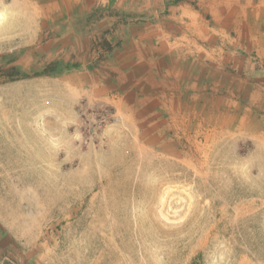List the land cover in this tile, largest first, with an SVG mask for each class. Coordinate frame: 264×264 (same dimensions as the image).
<instances>
[{
	"label": "rangeland",
	"instance_id": "374dc122",
	"mask_svg": "<svg viewBox=\"0 0 264 264\" xmlns=\"http://www.w3.org/2000/svg\"><path fill=\"white\" fill-rule=\"evenodd\" d=\"M78 1L83 11L74 0H0V240L17 244L10 255L264 264V0L236 1L234 23L200 41L213 55L195 71L181 65L180 90L169 91L195 101L180 116L149 105L146 36L168 4ZM190 71L208 77L194 90Z\"/></svg>",
	"mask_w": 264,
	"mask_h": 264
},
{
	"label": "crops",
	"instance_id": "0c3cea01",
	"mask_svg": "<svg viewBox=\"0 0 264 264\" xmlns=\"http://www.w3.org/2000/svg\"><path fill=\"white\" fill-rule=\"evenodd\" d=\"M236 1H238V7H249L250 0H247V4H245V0H146V7L148 9H155V7L162 8L164 4H168L166 8L171 12L168 15H162L159 19V23L153 21L151 24L152 30L148 31L146 36L148 40V70L152 73L151 79L154 82L152 86V88H154L152 94L154 102H150L149 105L154 106V111L161 108L164 116H168V114L169 116H180L184 112L182 108L184 100L187 99V102L190 103L195 101L194 96L188 97L190 95L187 94L188 98H186L183 94L181 95L176 92L172 93V91L169 90H172V88L180 90V82L184 80V72L181 71V65L184 64L187 66V63H189V67L195 71L197 58L203 56L211 57L213 55L214 50L204 49L200 41L204 38L209 40L208 35L210 36V34L208 31L212 30V26L218 24H226L228 26L234 23L229 10L236 7ZM74 2L75 11L77 9L80 11L85 9L78 0H74ZM88 2L90 10L98 5L99 0H88ZM121 3L122 5L125 4V7L128 8L126 6L127 3L130 9L138 7V0H130L129 3L121 1ZM154 17L155 16H153V19ZM148 24H150V22H148ZM131 28L132 33L137 36L138 26L133 27V24H131ZM184 40L187 42L185 48H173V41L179 42ZM181 56L195 59L185 62L180 60ZM227 56H231V54H227ZM190 74L191 71L187 73L186 76L189 77L191 76ZM191 77H193L190 78L193 84L188 87L190 90L197 88L198 84L196 82L201 80V77L208 78L202 75L200 78L195 76ZM157 80L158 82L155 83ZM160 86H162L161 89L159 88ZM155 87H157V90ZM12 245L17 248V244L13 243ZM12 245L9 241L5 242L0 240V264H41L34 258L26 257V259L23 258L21 260L18 257H12L10 255L12 252L7 248ZM5 250L9 251L8 255L4 252ZM15 250L19 253L17 249Z\"/></svg>",
	"mask_w": 264,
	"mask_h": 264
}]
</instances>
